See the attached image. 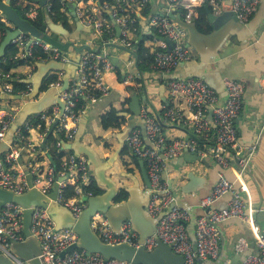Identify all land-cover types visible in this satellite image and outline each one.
<instances>
[{"label": "built area", "instance_id": "1", "mask_svg": "<svg viewBox=\"0 0 264 264\" xmlns=\"http://www.w3.org/2000/svg\"><path fill=\"white\" fill-rule=\"evenodd\" d=\"M59 11L68 20H76L79 24L91 28L92 32L84 40V50L77 62V77L71 78L69 86L60 90L58 96L64 101L63 111L59 117L57 129L64 134V138L57 136L55 144L64 148V143L74 138L77 131L80 115L85 106L98 97L110 91L109 84L104 76L107 69L113 68L110 54L100 50L99 46L111 42L115 38V26L119 29L121 43L134 47L139 42L133 36V29L141 19L142 12L149 8V0H57ZM173 12H180L184 21L192 20L196 3L205 0H165ZM212 10L221 11V0H209ZM261 0H232V11L237 19L246 23L256 12ZM53 0H46L44 4L33 3L25 11L28 20H38L41 13L54 14ZM148 10V11H149ZM151 11L148 14V24L161 37L167 36L173 44L168 49L167 42L162 39L160 46H149L153 54L151 66L165 77L169 101L163 106L161 114L154 115L146 107L141 108L144 118L146 135L151 141L148 144L140 127H135L126 137L125 144L132 154L144 160L150 179V199L147 204L148 212L156 217V229L147 236L142 243L151 250L158 241L169 245L171 249L184 257V264H201V259H217L221 251V236L218 223L232 217H243L245 203L234 184L221 172L217 182L209 193L202 197L200 206L202 213L196 218L195 237L196 246H193L187 232L186 225L190 214L185 207L175 203L173 188L167 179L163 178V170L167 160L176 157L185 151L198 153L200 156H211L217 164L224 168L230 162L227 149L234 147L243 150L239 156V163L246 168L250 156L256 151L258 144L253 140L249 144L241 142L235 125V119L241 111L244 86L238 79L225 78L226 98L218 103L219 97L213 86L202 77L176 78L168 76L182 61L192 56L191 47L186 44L187 30L175 20H170L167 12ZM6 19V18H3ZM49 29H46V32ZM132 33V34H131ZM11 43L18 46L14 55V65L24 63L28 69L23 76H18L13 69L0 68V90L4 93L18 94L27 97L32 91V83L26 81L37 61L46 59L64 58L61 47L36 37L28 31H21ZM39 48L40 52H36ZM25 79V80H23ZM13 81H25L22 88H14ZM63 81L57 77L51 82L54 88L62 85ZM185 105V107H183ZM0 107V142L5 139L7 130L16 118L17 108L11 106ZM60 104H54L45 109L36 117L30 115L16 130L15 140L9 148L0 153V188L23 193L30 188L28 174L32 175V185L42 193L49 195L58 181V190L55 201L68 208L77 217L87 205V200L80 201V195L85 197L94 195L88 187L92 183L91 163L83 155H76L69 149L61 159V169L57 170L51 163L45 168L31 160L21 162V155L25 149L36 153L39 146L33 142L23 130L37 127L43 138L50 129V124L58 117ZM212 110L211 120L207 117L208 110ZM186 110V112H185ZM183 119L192 127L194 137L169 139L163 133V126L176 119ZM211 124L214 127V144H201L197 136L207 132ZM27 164L25 171L23 164ZM64 175L65 178L58 179ZM72 184L75 194L71 197L64 195L63 188ZM232 196L224 208H216L214 202L225 193ZM162 213V214H161ZM92 228L99 237L107 243L127 242L135 247L141 245L139 235L133 228L130 220H124L121 231L116 233L110 222L104 218L92 222ZM31 231L37 237L41 252L38 258L41 264H135L129 260L106 258L101 253H88L85 249L75 248L63 253L68 246L78 239L72 228H56L54 219L44 206L34 207L31 218ZM23 207L20 203L9 200L3 203L0 210V253L11 259V264H28L26 260L11 250L13 241H23ZM257 251L246 255L238 264H264V232L256 237ZM247 247L244 237H239L235 243V250L240 251ZM145 264V263H140ZM221 264H229L223 260Z\"/></svg>", "mask_w": 264, "mask_h": 264}, {"label": "crops", "instance_id": "2", "mask_svg": "<svg viewBox=\"0 0 264 264\" xmlns=\"http://www.w3.org/2000/svg\"><path fill=\"white\" fill-rule=\"evenodd\" d=\"M21 1L18 0V2ZM148 3L150 10H144L141 13V19L134 26L133 36L138 40H141V38L145 39L144 45L147 47L160 46L162 37L155 33L148 24L147 17L151 11L164 13L170 9V6L165 0H149ZM194 5L195 10L201 5L210 7V1L205 0ZM0 18L6 17L0 15ZM48 19L49 33H56L57 35L53 34V36L58 38L62 34L61 25L64 28L66 27L61 21L54 22L50 16ZM67 21L71 29L66 28L68 34L64 33L65 37L62 43L65 46L61 47L64 58L56 59L50 57L41 61L48 65L47 71L41 77L38 88L34 92L33 83L29 81L32 83V91L29 96L12 97V93L7 94L0 90V107L5 108L4 106H7L8 108L13 106L17 108L16 112L19 114L28 104L42 101L44 107L40 111L21 113L23 115L29 112L27 119L30 115L36 117L45 109L51 108L54 104H59L57 97H59L58 92L60 90L56 89L55 93L51 83L43 88V80L49 75H54L56 78L60 77L63 82L65 77H68L69 81L71 78L76 77L77 62L84 50V40L92 32L91 28L79 24L74 19L71 21L67 19ZM249 22L251 26L241 30L233 22L226 23L220 34L206 40H199V49L195 45L190 44L191 58L182 61L168 73L170 77H202L208 80L218 94V103H223L226 98L225 78L238 79L244 86L242 108L235 119V125L242 143L247 145L255 140L258 144L256 151L249 158V165L246 168H242L239 163V156L243 155L244 151L236 150L232 147L227 149L230 162L224 168H221L209 155L201 156L204 160L187 161L185 165H180L178 160L182 153L167 160L163 170L167 179L174 185L180 203L188 206L190 216L192 214L195 217H198L203 211L200 206V200L211 191L221 172L234 184L235 189L240 193L245 203L244 216L232 217L218 223L221 236L220 260L229 261V264L232 261L238 264L246 255L256 252V237L260 232H264V0L260 1L256 12L251 16ZM55 24L56 27H54ZM208 26L210 27L209 31L199 30L204 33L212 32L213 28L209 21ZM138 29H140V32H137ZM115 31V38L111 42L99 46L100 50H105L110 54L113 63V68L104 72L110 91L85 106L80 115L76 136L74 135L76 140L72 139V142L74 141L73 148L69 149L72 152L81 153L80 155L85 156L87 159V154L82 153L83 148H88L94 153V157L97 159L89 161L92 166L91 184L101 190V192L94 195L112 191V187L116 193L111 200V204L122 203L129 199L130 194L126 190L127 187L136 188L135 192H139L141 198H145L146 194L150 197V192L143 175V168L146 167L145 163L142 162L141 158L132 157L127 152V147H125L126 138L123 145H121L120 133L125 124H122L121 128L105 127L102 123V115L110 108L123 109L128 107L129 109V105L125 104L123 100L128 95L132 97L133 94H136L140 97L142 107H146L149 113L159 115L162 120L163 106L169 101L168 89L165 84L166 76L164 77L159 71L153 69L151 64L142 63L141 60H138L136 45L134 47L123 45L119 39V29L116 26ZM142 33H146V35L144 36ZM187 38L188 33L186 34V41ZM64 39L67 40L64 41ZM226 45L233 47L234 52L222 58L220 53ZM112 57H115V60ZM52 59L60 61L61 64L51 61ZM12 69L16 75L21 77L28 69V66L21 63L12 67ZM35 73L38 74L37 64L29 79ZM129 86L134 87L139 92L129 91ZM50 92H53L52 96H49ZM207 117L211 120V109L208 110ZM57 124L51 130L55 138L62 133L56 128ZM163 133L169 139L195 136L191 125L181 118L164 124ZM40 134L41 131L37 127L28 130L30 139L39 146V149L36 153L25 149L21 155V162L31 160L33 163H39L45 168L52 163L47 153V148L50 145L45 144L47 134L43 138H41ZM197 138L201 144H214L213 124H211L207 132L197 136ZM112 156L114 158L110 159ZM23 167L25 171H28L27 164L24 163ZM191 170L201 176L202 179L198 181L193 191H183L181 188L188 182L187 173ZM62 178L64 179L65 176H59L57 180ZM52 191L53 189L49 193H52ZM122 191L127 193V197L123 200H117L118 195ZM231 196V192L225 193L213 205L219 209L224 208L227 206ZM78 200L85 201L87 197L82 193ZM142 204L146 208L144 201H142ZM87 207L88 203L83 209ZM57 216L58 221L56 223L60 225V228L72 225L71 215L67 209H58ZM104 218L110 222L104 211L97 210L94 212L90 221L91 228L93 221ZM68 224L70 225L63 227V225ZM92 230L95 232L93 228ZM239 237L246 239L247 247L236 251L235 243ZM33 247H37L35 242L30 245V248ZM218 259L219 257L211 259L212 264H216L215 261Z\"/></svg>", "mask_w": 264, "mask_h": 264}, {"label": "water", "instance_id": "3", "mask_svg": "<svg viewBox=\"0 0 264 264\" xmlns=\"http://www.w3.org/2000/svg\"><path fill=\"white\" fill-rule=\"evenodd\" d=\"M40 1L42 4H44L46 0H40ZM220 5H221V11L219 13L214 12L211 7H207L208 21L210 22L213 28V31L209 33L201 32L198 29L196 22L194 20L184 21L179 11L175 13L172 10H170L167 12V15L170 18V20H175L181 26L186 28L188 33L186 44L195 45V47L199 49V40H206L210 37H214L220 34L222 29L224 28V25L228 22H233L237 27H239L238 28L239 30L251 26V23L249 21L246 23H242L237 19L236 15L232 11V0H221ZM0 15L5 16L6 19H8L13 24V26L11 27L12 29H7L6 35L0 43V59L5 53L6 47L11 43L14 37L19 35L21 31H28L32 35L40 38H44V36L46 35L44 31L36 27L31 21L22 17L18 12V10L12 5L11 0H0ZM54 27H56V24L54 25ZM61 29L63 34L64 33L68 34V30L64 28L62 25H61ZM162 39H164L167 42L168 49L171 48L173 41H171L167 36L162 37ZM62 44L63 43L61 41L58 40L56 41L55 39L54 45L61 47ZM232 52H234V48L230 47L229 45H226L222 50V52L220 53V56L222 58L227 57ZM112 59L115 60V57H112ZM51 61L59 62V64H61L60 61H57L55 59H52ZM36 64H37L38 74L35 73L33 74L31 79L29 78L26 79V81H30L33 83V89H34L33 92L38 88L39 81L48 68V65L44 64L41 61H37ZM206 81L209 83L208 80ZM68 86H69V79L68 77H65L62 85H60L58 88H54L55 93L57 90L66 89ZM52 93L53 92H50L49 96H52ZM11 96L19 97L18 94L16 95L12 94ZM57 98L61 108L58 117L54 120V122L52 123L49 129L50 132L54 128V125L58 123L59 117L61 116L64 107V101L59 97ZM43 107H44V103L42 101L31 103L28 104L22 111H20L19 114L17 113L14 122L11 123V125L7 130L5 139L0 142V153L7 150L10 144L15 140L16 130L18 129L19 126L22 125V123L27 117V114L30 111H40ZM141 108H142V102L140 101V97L136 94H133L132 99L129 103V111H120L122 115L127 117V122L120 133L121 145H123L124 139L130 134L131 130L135 127H140L145 141L150 145L152 144L146 135L145 122H144V118L141 115ZM27 111L29 112L21 115V113ZM75 136H74V141L76 140ZM73 142L72 140L69 142H65L64 146L66 147V149H72ZM83 149L84 150L82 153L87 154L90 162L93 159L94 160L97 159L96 157H94V153L90 149L88 148H83ZM74 153L76 155L81 154L77 152ZM113 158L114 156L110 157V159ZM196 160L201 161L204 159L196 152L185 151L181 156H179L178 163L180 165H185L187 161H196ZM142 162H144L143 159ZM143 175L145 178L146 185L149 187V192L151 193L150 179L146 167L143 168ZM187 177H188V182H186L181 189L183 191H193L198 181L201 180L202 177L198 176L192 170L188 171ZM163 178L167 179V176L166 174H164V171H163ZM28 181L30 188L23 193H19V194L13 193L10 190L0 188V210L3 203L9 200H14L20 203L23 207V232L26 238L23 241H13L11 244V250L16 255L26 260L28 264H41L38 258V255L41 252V245L37 237L32 233L30 228L32 212L34 210V207L37 205L46 207L48 209L49 214L54 219L55 223L56 221H58L57 219L58 209H67V211L71 215L72 225L66 228H72L77 233L78 239L75 243L68 246L63 253L69 252L75 248H81V249H85L88 253L98 252L101 253L106 258H118L122 260H129L135 264H140V263L184 264L183 255L175 253L169 245L163 243L160 240L158 241L157 246H155L151 250L146 249L145 246L142 244L147 236L153 234V232L156 229L157 220L160 217V215L156 217L152 216L148 212L147 208L143 206L142 201H144L147 207V204L150 199L148 194H146L145 198H141L139 196L140 193L135 192L136 188L127 187L126 190L130 194L129 199L122 203L111 204V200L113 199L116 193V191L111 187L112 191H108L106 193L99 195L88 196L87 197L88 207L83 209L81 213L77 217H75L68 208L59 205L55 201L58 190V181L54 183L53 191L49 195H46L36 187H33L31 174H28ZM169 183L170 186L173 188L175 203L179 207H185L190 214L189 207L186 205H182L180 203L179 196L174 188V185L170 181ZM97 210H102L106 213L116 233H119L121 231V224L124 220L127 219L130 220L133 225V228L137 231L139 235V241L141 245L135 247L127 242L112 244L101 240L90 226L91 217L94 214V212H96ZM196 218L197 217L191 214L190 216L191 220L186 225L187 232L191 238L194 247L196 246V237H195ZM69 225L70 224L63 225V227ZM56 228H60V225L58 223H56ZM33 242L37 244V247L30 248V245H32ZM198 260L201 262V264H212L211 262L212 260L210 258L207 259L199 258ZM11 262L12 261L8 256L0 253V264H11ZM215 263L216 264L222 263V261L220 260V256L219 259L215 261ZM230 264H235V263L232 261L230 262Z\"/></svg>", "mask_w": 264, "mask_h": 264}, {"label": "trees", "instance_id": "4", "mask_svg": "<svg viewBox=\"0 0 264 264\" xmlns=\"http://www.w3.org/2000/svg\"><path fill=\"white\" fill-rule=\"evenodd\" d=\"M12 5L18 10V12L20 13V15L24 18H27L25 16L24 11L33 3L36 4H40L41 1L40 0H22L21 2H18V0H11ZM59 3L57 0H53V9L56 10L55 15L51 14L49 15L51 17V19L54 22L57 21H61V23L67 28V29H71L70 24L67 21V18L60 13L59 11ZM211 7V5H210ZM212 8V7H211ZM147 11L149 10L146 9ZM195 10V9H194ZM48 14H44L41 13V16L39 17L38 20H30L36 27H38L40 30L45 32V36L43 39H45L46 41H50L51 43L54 44L55 38L53 36H51L49 33H46V29H49V19L47 16ZM192 19L196 22V25L198 27V29H201L203 31H209L210 27L208 26V20H207V5H201L200 7H198V9H196L194 11V14L192 16ZM10 25V21L8 19H1L0 18V43L1 41L4 39L5 35H6V31L7 29H12L11 25ZM137 32H140V29L137 30ZM53 34H56L54 32H52ZM143 34V33H142ZM144 36L146 35V33L143 34ZM143 36V37H144ZM65 37V35L62 33L59 36V39L61 42H63V38ZM67 39H64V41H66ZM144 40L143 38H141V40H139L138 44H137V58L138 60H141L142 63H149L151 64V62L153 61V54L150 52L149 47L144 45ZM57 41V40H56ZM63 46H65V44H62V48ZM36 52H40L39 48H35ZM18 51V46H16L13 43H10L6 49H5V53L4 56L0 59V68L2 70H9L10 68L13 67L14 64V55L15 53ZM56 79V76L54 75H49L47 76L43 82H44V86L43 88L47 87L49 83H51L53 80ZM24 85L23 81H13V86L14 88H22ZM128 90H133L134 92H139L137 91L134 87L129 86ZM132 97L131 95H128L124 98L123 102L127 105H129L130 101H131ZM125 110L128 111V107L123 108V109H115V108H110L108 109L103 115H102V123L105 127H113V128H121L122 124H126L127 122V117L122 115L120 113V111ZM58 126H56L57 128ZM24 135H28V130L24 129L23 131ZM53 132V131H52ZM52 132H49V130L47 131V136H46V141L45 144L46 145H50L49 148H47L48 150V155L51 159V162L55 165L57 170L61 169V159L62 156L64 155V153L67 151L66 148H58L55 144L56 138L54 136V134ZM60 137L64 138V134L60 133L59 134ZM127 147V146H125ZM126 151V149H125ZM127 152L132 155V157H136L134 154H132L130 152V150L127 147ZM138 158V157H137ZM92 192L95 193H99L101 192L100 189L96 188L95 185L90 184L88 186ZM64 195L66 197H71L75 194L74 191V186L72 184H68L63 188ZM127 197V193L125 191H122L118 197L117 200H123Z\"/></svg>", "mask_w": 264, "mask_h": 264}, {"label": "rangeland", "instance_id": "5", "mask_svg": "<svg viewBox=\"0 0 264 264\" xmlns=\"http://www.w3.org/2000/svg\"><path fill=\"white\" fill-rule=\"evenodd\" d=\"M10 25L13 26V24H12L11 22H10ZM46 33H49V31H47ZM49 34H50L51 36H53V33H52V32H50ZM55 35H57V34H55ZM53 37H54V36H53ZM54 38H55V37H54ZM55 39L58 40V41L60 40V39H59V36H58V38H55ZM14 66H15V65H14ZM15 102H16V101H15ZM32 153H34V152H32ZM50 160H51V159H50Z\"/></svg>", "mask_w": 264, "mask_h": 264}, {"label": "clouds", "instance_id": "6", "mask_svg": "<svg viewBox=\"0 0 264 264\" xmlns=\"http://www.w3.org/2000/svg\"><path fill=\"white\" fill-rule=\"evenodd\" d=\"M30 21V20H29Z\"/></svg>", "mask_w": 264, "mask_h": 264}]
</instances>
